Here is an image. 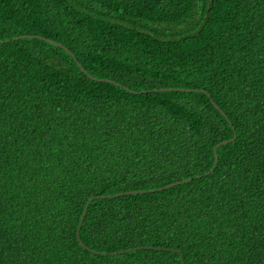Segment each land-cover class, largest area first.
<instances>
[{
  "label": "trees",
  "instance_id": "16d2710c",
  "mask_svg": "<svg viewBox=\"0 0 264 264\" xmlns=\"http://www.w3.org/2000/svg\"><path fill=\"white\" fill-rule=\"evenodd\" d=\"M182 262L264 264V0H0V264Z\"/></svg>",
  "mask_w": 264,
  "mask_h": 264
},
{
  "label": "water",
  "instance_id": "95a60500",
  "mask_svg": "<svg viewBox=\"0 0 264 264\" xmlns=\"http://www.w3.org/2000/svg\"><path fill=\"white\" fill-rule=\"evenodd\" d=\"M16 39V38H15ZM180 91H183L182 89H180ZM214 106H215V108L217 109V110H219L220 111V109L214 104ZM227 143V141H225V142H221V143H219L218 145H224V144H226ZM217 145V146H218ZM214 152H215V148H214ZM217 163V155L215 154V164ZM215 166V165H214ZM212 171V170H211ZM191 179H186V180H184V181H181V182H176V183H172V184H169V185H167V186H165V187H163L162 189H167V188H170V187H173V186H175V185H178V184H180V183H186V182H189ZM162 189H159V190H162ZM150 192H155V190H150ZM134 193H144V191H129V192H127V193H122V194H118V195H115V196H111V197H116V196H121V195H125V194H134ZM98 199L99 198H107V197H103V196H101V197H97ZM92 200V199H91ZM87 206H88V204H86L85 205V207H84V209H83V212H82V215H81V218H80V221H79V224H78V228H77V237H78V241H79V243L83 246V244H82V242L80 241V238H79V229H80V226H81V224H82V222H83V219H84V217H85V214H86V210H87ZM138 249H140V248H135V249H133V250H138ZM132 250V251H133ZM131 250H126V251H124V253H126V252H130ZM120 253H123V252H120ZM113 255H115V254H113ZM182 264H184V262H182Z\"/></svg>",
  "mask_w": 264,
  "mask_h": 264
}]
</instances>
